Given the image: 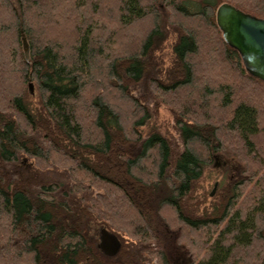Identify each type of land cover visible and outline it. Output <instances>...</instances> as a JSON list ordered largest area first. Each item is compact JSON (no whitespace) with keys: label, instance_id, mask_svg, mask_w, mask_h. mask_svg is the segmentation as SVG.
Instances as JSON below:
<instances>
[{"label":"trees","instance_id":"1","mask_svg":"<svg viewBox=\"0 0 264 264\" xmlns=\"http://www.w3.org/2000/svg\"><path fill=\"white\" fill-rule=\"evenodd\" d=\"M222 1L264 17V0H0L3 264H264V80Z\"/></svg>","mask_w":264,"mask_h":264},{"label":"water","instance_id":"2","mask_svg":"<svg viewBox=\"0 0 264 264\" xmlns=\"http://www.w3.org/2000/svg\"><path fill=\"white\" fill-rule=\"evenodd\" d=\"M216 21L225 41L239 51L245 68L264 80V17L247 12L229 1H222L216 8ZM22 40L28 54L25 35ZM119 245V239L102 227L99 240L101 249L113 254Z\"/></svg>","mask_w":264,"mask_h":264},{"label":"rangeland","instance_id":"3","mask_svg":"<svg viewBox=\"0 0 264 264\" xmlns=\"http://www.w3.org/2000/svg\"><path fill=\"white\" fill-rule=\"evenodd\" d=\"M164 51H167L168 53L170 52L169 45H167L165 47L163 52ZM165 57H167V56L165 55ZM160 109H161V113H162V118H169L170 117L169 111L167 109H165L164 107H161ZM230 167H231L230 161H228L224 156H221V155L217 156L215 167H214L216 173H219L221 175L222 173L227 171V169L230 168ZM215 181H216L215 177L211 178V180H210V183L212 185V189L213 190L214 189L216 190L218 188V182L216 181L217 184L215 185ZM0 264H3L1 262V260H0Z\"/></svg>","mask_w":264,"mask_h":264}]
</instances>
